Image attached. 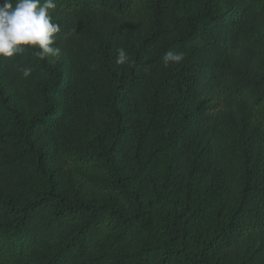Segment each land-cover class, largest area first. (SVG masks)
<instances>
[{
  "label": "trees",
  "instance_id": "16d2710c",
  "mask_svg": "<svg viewBox=\"0 0 264 264\" xmlns=\"http://www.w3.org/2000/svg\"><path fill=\"white\" fill-rule=\"evenodd\" d=\"M54 2L63 63L0 56V264H264V0Z\"/></svg>",
  "mask_w": 264,
  "mask_h": 264
},
{
  "label": "clouds",
  "instance_id": "9594fccd",
  "mask_svg": "<svg viewBox=\"0 0 264 264\" xmlns=\"http://www.w3.org/2000/svg\"><path fill=\"white\" fill-rule=\"evenodd\" d=\"M55 8L54 0H0V56L11 58L27 49H39L37 55L41 59L58 57L60 48L54 45L61 29L51 14ZM183 59L182 52L173 50L162 57L165 66ZM128 60L126 51L118 49L116 63L124 65ZM21 71L27 78L33 69L24 67Z\"/></svg>",
  "mask_w": 264,
  "mask_h": 264
},
{
  "label": "rangeland",
  "instance_id": "374dc122",
  "mask_svg": "<svg viewBox=\"0 0 264 264\" xmlns=\"http://www.w3.org/2000/svg\"><path fill=\"white\" fill-rule=\"evenodd\" d=\"M250 47L252 48L255 56L257 57V59H261V58H264V29L261 30V32L259 34L256 35V37H254L251 42H250ZM58 60L61 64L63 63V54L60 52V55L58 57H47V60ZM40 78H43V76H41ZM69 166V164H67ZM67 166V167H68ZM67 170V168L65 169ZM65 175L67 176L68 175V171H65ZM89 192V191H88ZM91 195L94 194V195H99V193H96V192H92L90 191L89 192ZM255 250V248L253 249V251ZM252 252V251H251ZM240 253V254H239ZM237 252L235 251L234 252V255L236 256L237 254L242 257L244 254H243V251H240V252ZM261 253V251H260ZM253 262L252 264H255V262L257 261L256 258H258L256 252L253 254Z\"/></svg>",
  "mask_w": 264,
  "mask_h": 264
}]
</instances>
